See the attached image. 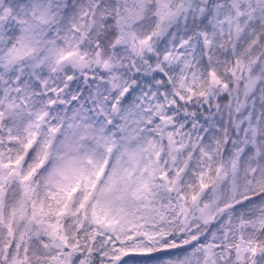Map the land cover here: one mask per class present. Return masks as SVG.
Listing matches in <instances>:
<instances>
[{
	"label": "snow or ice",
	"instance_id": "snow-or-ice-1",
	"mask_svg": "<svg viewBox=\"0 0 264 264\" xmlns=\"http://www.w3.org/2000/svg\"><path fill=\"white\" fill-rule=\"evenodd\" d=\"M0 264H264V0H0Z\"/></svg>",
	"mask_w": 264,
	"mask_h": 264
}]
</instances>
